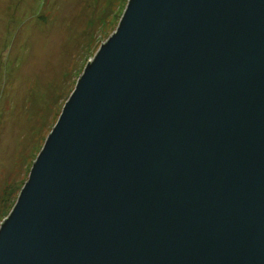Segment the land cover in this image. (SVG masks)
Listing matches in <instances>:
<instances>
[{
    "label": "water",
    "instance_id": "water-1",
    "mask_svg": "<svg viewBox=\"0 0 264 264\" xmlns=\"http://www.w3.org/2000/svg\"><path fill=\"white\" fill-rule=\"evenodd\" d=\"M0 264H264V0H128L0 225Z\"/></svg>",
    "mask_w": 264,
    "mask_h": 264
},
{
    "label": "rangeland",
    "instance_id": "rangeland-1",
    "mask_svg": "<svg viewBox=\"0 0 264 264\" xmlns=\"http://www.w3.org/2000/svg\"><path fill=\"white\" fill-rule=\"evenodd\" d=\"M128 0H0V225Z\"/></svg>",
    "mask_w": 264,
    "mask_h": 264
}]
</instances>
